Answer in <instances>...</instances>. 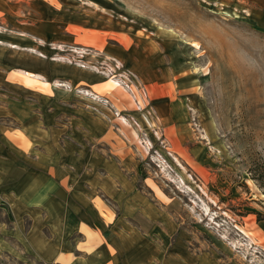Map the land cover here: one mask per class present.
<instances>
[{
    "label": "crops",
    "instance_id": "obj_1",
    "mask_svg": "<svg viewBox=\"0 0 264 264\" xmlns=\"http://www.w3.org/2000/svg\"><path fill=\"white\" fill-rule=\"evenodd\" d=\"M52 1L36 17L18 0H0V264H223L221 240L214 245L197 215L209 210L205 182L182 191L157 177L140 133L76 90L105 97L145 126L129 95L61 55L75 46L119 60L146 87L153 123L177 164L202 172L186 110L194 85L159 40L80 21L70 32L65 3Z\"/></svg>",
    "mask_w": 264,
    "mask_h": 264
},
{
    "label": "rangeland",
    "instance_id": "obj_2",
    "mask_svg": "<svg viewBox=\"0 0 264 264\" xmlns=\"http://www.w3.org/2000/svg\"><path fill=\"white\" fill-rule=\"evenodd\" d=\"M18 1L25 12L34 10L36 17L48 13L44 6L50 0H38L44 4L37 6ZM53 1L54 5L61 2ZM62 2L70 32L76 31L71 28L78 21L104 31L130 28L166 47L172 66L196 91L186 110L200 146L197 160L202 157L206 170L194 172L182 161L173 162L167 155L172 149L162 135V143L150 139L148 166L182 191L190 190L188 182H205L202 188L209 210L203 216L197 208V215L212 230L214 245L216 237L221 240L223 248L218 251L223 264H264V6L246 0ZM50 8L54 18L62 15L55 6ZM84 48L70 47L61 56L74 63ZM93 52L96 61L100 53ZM143 130L148 137L150 129L143 126ZM156 149L169 167L154 165L150 155Z\"/></svg>",
    "mask_w": 264,
    "mask_h": 264
},
{
    "label": "built area",
    "instance_id": "obj_3",
    "mask_svg": "<svg viewBox=\"0 0 264 264\" xmlns=\"http://www.w3.org/2000/svg\"><path fill=\"white\" fill-rule=\"evenodd\" d=\"M77 54H79L78 58L80 59L74 60V63L76 61L77 64L83 67H89L97 73L102 74L107 79H110L111 81H114L116 84H118L129 95L134 105V109L139 114V117L141 118L142 122L145 124L146 127H148V129H150L152 134L156 138H158V140H160V143H162V134L161 132H159L158 128L155 127L151 117L152 113L149 110V100L146 87L137 81L135 75L132 72L128 71L119 60L112 57H106L101 54L98 55L100 56V58L94 61L93 63H87L83 59L84 55L95 54L90 48L80 49ZM67 61L70 62L71 60L68 59ZM59 84L64 85L63 83ZM76 92L79 95L90 99L95 104L102 105L111 109L113 116L117 118L121 123L127 124L128 126L138 131V133H140L139 138L142 139V141L141 139L140 141L143 142L148 153L152 151L153 144L147 137L146 132L143 130V126L136 117H128L127 115L121 114L120 111L114 108V106L108 99H106L105 97H100L87 89L79 88L76 90ZM167 155L169 156V158L172 159L173 162H175V159L172 157L171 152H168ZM150 157L152 161H155L157 168H159L158 164L160 163L169 167L166 159L163 158V156L158 152V150H153V154H151ZM178 183H181L180 179L178 180Z\"/></svg>",
    "mask_w": 264,
    "mask_h": 264
}]
</instances>
